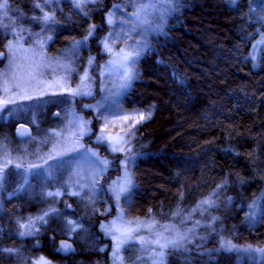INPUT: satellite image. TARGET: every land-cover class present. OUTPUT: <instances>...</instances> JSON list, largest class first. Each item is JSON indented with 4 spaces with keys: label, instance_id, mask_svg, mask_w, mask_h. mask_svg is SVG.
Returning a JSON list of instances; mask_svg holds the SVG:
<instances>
[{
    "label": "rangeland",
    "instance_id": "obj_1",
    "mask_svg": "<svg viewBox=\"0 0 264 264\" xmlns=\"http://www.w3.org/2000/svg\"><path fill=\"white\" fill-rule=\"evenodd\" d=\"M30 5L29 12L12 11L9 0H0V30L7 32L0 119L31 127L30 136L17 138V148L0 146V216L7 225L0 237L28 240L54 224L66 238L93 244L91 229L71 216L79 209L70 200L76 196L84 203L82 218H100L105 242L97 247L108 252V264H204L223 252L234 264H264V244H242L236 237L241 227L255 231L264 193L242 188L232 195L225 181L193 207L179 203L143 217L129 212L137 189L133 167L145 155L136 130L150 112L128 110L123 101L139 77L142 57L173 26L184 0H34ZM102 9L104 25L92 22L82 35L51 51L60 23L75 14L93 19ZM249 16L259 26L251 54L257 70L264 49V0L250 1ZM99 27L106 30L98 37ZM94 37L97 53L90 42ZM15 197L29 198L30 208L41 210L13 205ZM17 259L56 264L42 254Z\"/></svg>",
    "mask_w": 264,
    "mask_h": 264
},
{
    "label": "trees",
    "instance_id": "obj_2",
    "mask_svg": "<svg viewBox=\"0 0 264 264\" xmlns=\"http://www.w3.org/2000/svg\"><path fill=\"white\" fill-rule=\"evenodd\" d=\"M250 1L184 0L173 26L142 57L139 77L123 101L128 110L150 112L136 130L145 155L133 167L137 189L129 210L132 216L171 211L179 203L193 207L225 181L232 195L242 188L251 195L264 193V49L256 70L251 54L259 26L249 16ZM33 2L9 0V7L29 12ZM105 11L95 12L93 19L75 14L72 21L60 23L51 51L63 47L68 37L82 35L92 22L104 25ZM76 20L82 21L80 27ZM105 30L99 27L98 37ZM6 34L0 30V51ZM97 39L90 41L93 53L98 52ZM18 122L0 119V146L4 142L18 147L13 133ZM70 198L79 208L71 216L91 229L93 244L75 237L77 253L64 257L54 242L66 235L52 224L50 229H58L54 240L43 233L28 240L0 237V264H18L17 257L40 254L56 264H108V252L97 247L105 242L98 230L100 218H82L84 203ZM14 199L13 205H24L30 212L41 210L31 209L34 202L29 198ZM245 213L241 209L239 215ZM6 226L0 216V230L6 232ZM236 237L242 244L263 245L264 211L253 233L241 227ZM204 264H234V259L223 252Z\"/></svg>",
    "mask_w": 264,
    "mask_h": 264
},
{
    "label": "water",
    "instance_id": "obj_3",
    "mask_svg": "<svg viewBox=\"0 0 264 264\" xmlns=\"http://www.w3.org/2000/svg\"><path fill=\"white\" fill-rule=\"evenodd\" d=\"M6 57L5 51L1 50L0 51V62H2ZM4 108V104H0V113L2 112ZM18 131L20 133V138H27L28 136L31 135V129L28 125L26 124H20ZM61 245L63 247V255L64 256H69L77 253L76 246L73 241L69 239H62L61 240Z\"/></svg>",
    "mask_w": 264,
    "mask_h": 264
},
{
    "label": "flooded vegetation",
    "instance_id": "obj_4",
    "mask_svg": "<svg viewBox=\"0 0 264 264\" xmlns=\"http://www.w3.org/2000/svg\"><path fill=\"white\" fill-rule=\"evenodd\" d=\"M4 108H5V105H4ZM3 108V109H4ZM3 111V110H2ZM1 114V113H0ZM10 120H11V118H10ZM20 124H25V123H17L16 125H15V128H14V130H13V133H14V136L16 137V138H18V139H21L20 138V133H19V131H18V128H19V125ZM27 125V124H26ZM31 128V127H30ZM54 231H56V228H52V229H50V228H47V227H45L44 229H43V235H44V237H45V239H52V240H54V237H55V232ZM62 239H69V238H66V237H64V238H60L59 240H58V242H54L55 243V249L57 248V247H60L61 249L63 248L62 247V245H61V240ZM69 240H71V241H73L72 239H69ZM74 242V241H73ZM74 244H75V242H74ZM75 246H76V244H75ZM77 248V247H76ZM63 250V249H62ZM56 251H57V253L58 254H60V255H62V256H64L63 255V251H58V249H56ZM75 255V254H74ZM69 256H71V255H69ZM64 257H68V256H64Z\"/></svg>",
    "mask_w": 264,
    "mask_h": 264
},
{
    "label": "snow or ice",
    "instance_id": "obj_5",
    "mask_svg": "<svg viewBox=\"0 0 264 264\" xmlns=\"http://www.w3.org/2000/svg\"><path fill=\"white\" fill-rule=\"evenodd\" d=\"M232 2L234 3L235 0H232ZM140 119L143 120V119H145V117L143 115H141Z\"/></svg>",
    "mask_w": 264,
    "mask_h": 264
}]
</instances>
